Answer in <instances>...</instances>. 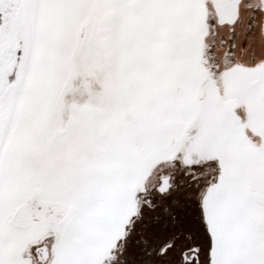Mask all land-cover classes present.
Returning <instances> with one entry per match:
<instances>
[{
  "label": "snow or ice",
  "instance_id": "6c2138e0",
  "mask_svg": "<svg viewBox=\"0 0 264 264\" xmlns=\"http://www.w3.org/2000/svg\"><path fill=\"white\" fill-rule=\"evenodd\" d=\"M0 264H264V0H0Z\"/></svg>",
  "mask_w": 264,
  "mask_h": 264
}]
</instances>
